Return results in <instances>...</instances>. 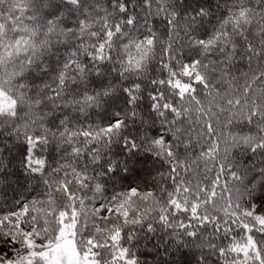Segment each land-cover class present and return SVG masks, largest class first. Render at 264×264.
I'll use <instances>...</instances> for the list:
<instances>
[{
	"label": "trees",
	"instance_id": "obj_1",
	"mask_svg": "<svg viewBox=\"0 0 264 264\" xmlns=\"http://www.w3.org/2000/svg\"><path fill=\"white\" fill-rule=\"evenodd\" d=\"M235 6L236 0H77V3H73L72 0H40L34 6L32 14L42 25L52 21L54 29L60 30L63 27L68 30L78 28L81 21L108 16L111 13L113 18L124 23L113 24L103 33L105 38L108 31L118 36L119 33L115 31L117 26L121 32H129L141 38L156 32L167 40L171 34L176 49L173 53L174 65L176 59L185 63L190 62L192 58L190 53L193 52L190 44L212 37L228 10ZM243 6L261 10L264 9V0H245ZM69 50L67 45L54 48L45 58L44 62L48 64L46 71H42V64L38 63L19 78L17 83L26 82L35 88L37 85L51 82ZM85 62L90 65L91 58L85 57ZM167 62L168 54H164L162 59L159 57V63L151 66L149 79L138 81L141 84L139 91L131 86V81L125 82L118 94L106 100L102 110H92L88 117L81 119L79 114L70 115L69 110L60 106L45 124L52 130H59L63 127L60 121L66 116L69 117V123L75 122L85 128L88 125L99 124L100 127L108 129L120 124V128L115 129L121 132L120 142L112 144L109 137H105L104 139L109 142V149L103 153L99 163L90 166L94 174L103 173L101 176L103 189L99 194L101 198L95 206L111 201L120 193L133 190L137 193L151 192L162 202H166L163 214L154 213L156 219L150 227L147 222H143L141 225H125L120 230L119 241L115 244V254L118 249H127V253L124 260H119L118 264H126V261H135V264H226V261L231 262L236 256L226 251L225 257L222 258L219 254L220 248L227 249L233 242H242V238L248 233L239 226L238 221L233 222L231 217L227 218L226 222L223 211L214 214L217 219L206 221L202 219L205 215L204 205L198 208L195 217L192 216L190 207L187 211H178L174 208L168 202V193L175 192L180 177L188 179L192 173H186L184 168L173 173L172 165L163 155L157 156L156 149L147 151L144 147L157 139L175 145L171 134L174 119L171 109L163 108L165 100L153 99L159 97L161 90L164 89L167 101L173 106H178V96H173L167 91V84L153 83L154 79L167 80V72L161 68V64ZM96 63L100 64L99 59ZM105 66L101 64V67ZM241 71H248L246 57L233 68V74L240 77L237 82L240 89V92L236 93L238 96L241 95L245 84V78L240 76ZM250 75L251 73L249 78ZM115 80H118V77L114 78V82ZM106 83V77L92 78L93 86L102 87ZM192 84L197 89V94L202 95L201 86L194 81ZM128 87L129 91L125 92L124 88ZM262 87L264 81L252 84L249 97ZM49 91L53 97L56 96L55 91ZM154 104L161 107L155 109ZM42 108L52 111L49 104L42 105ZM22 111L23 109H18V115ZM213 111L217 109L213 108ZM160 112L164 115H160ZM228 117L227 112L219 113L221 125L212 133H207L203 122L207 117H202L200 124L193 125L197 131L205 128L206 133L199 144L193 139L192 147L189 149L193 158L198 157L201 152L214 151L212 144H217L218 148L214 151V158L209 159L205 156L198 165L192 167L198 169L205 191L211 192L215 188L216 197L223 194L227 199L230 194L234 195L236 188H239L240 202L243 207L249 209L264 201V148H256L255 143L245 144L241 137L253 135L258 141L264 136V132L257 126L259 117H254L252 122H249L245 116H232L231 122L226 125L225 120ZM8 119L0 118V122L4 123L0 128V217L19 212L30 201L43 198L47 191L48 174L66 159L68 151L57 149L51 142L42 143L39 134L31 139L30 143L29 138L12 131L15 124L7 123ZM16 122H19L18 119ZM211 123L215 127L216 121L213 120ZM184 126L188 125L185 123ZM218 134L221 135V139H217ZM232 137H236L235 142ZM225 148L228 149L227 152ZM178 151L182 154L184 148L181 146ZM37 161L43 163L39 164ZM84 162L85 165L90 164L87 155ZM221 164L224 166L223 171H220ZM206 165L210 169L207 173ZM232 172L240 177V181L233 179ZM190 199L193 202L202 200L203 193ZM87 203L89 202L86 201ZM76 207L78 208V205ZM114 216L124 224L125 218L116 211L107 217L110 223ZM77 227L79 228L80 224ZM92 231L91 226L86 225L84 236L90 238ZM252 234L257 237L259 235L255 230ZM96 244L97 252L101 253L97 259L111 261L114 255L111 238L107 239L104 251L98 243Z\"/></svg>",
	"mask_w": 264,
	"mask_h": 264
},
{
	"label": "clouds",
	"instance_id": "obj_2",
	"mask_svg": "<svg viewBox=\"0 0 264 264\" xmlns=\"http://www.w3.org/2000/svg\"><path fill=\"white\" fill-rule=\"evenodd\" d=\"M39 2L40 0H0V118H9L6 122L15 124L12 129L14 133L19 132L29 139H34L39 134L42 143L51 142L57 149L68 150L66 159L48 174L45 196L27 204L30 216L25 227L30 226L33 221L47 222L45 224L47 231H40L39 237H33L34 242L43 240V243H37L36 248L30 249L27 255L34 264H118V259L121 258L119 253L115 254V244L111 261L97 260L95 255L89 258L88 252L92 249H89L86 241L89 239L95 241L104 251L107 239L125 225H141L147 222L150 227L156 219L154 213L163 214L166 202H162L151 192H136V195H132V191L123 192L111 201L103 202L100 207L119 208L120 216L125 218L124 224H121L116 216L112 217L111 223L107 218L101 219L99 208L95 205L101 198L99 194L103 189L101 183L103 173L94 174L90 166L99 163L103 153L109 149V142L104 138L109 137L111 143L116 144L120 142L121 132L119 130L105 132V128L100 127L99 124L88 125L87 128L81 127L75 122L69 123L67 116L60 121L63 127L59 130L50 129L45 121L60 106L69 110L70 115L79 114L81 119L88 117L92 110H102L106 100L118 94L128 81H131V86L139 91L141 84L138 81L149 79L151 66L159 63L161 49L166 45L167 40L156 32L141 38L120 31L118 36L113 33L109 41L103 33L113 24L124 23L113 18L111 13L108 16L81 21L76 29L65 30L62 27L56 30L52 21L42 25L32 14L34 6ZM72 2L77 3V0ZM244 3L245 0H236L237 6L228 10L215 34L225 29L233 32L237 22L243 25L244 18L241 17V12L246 13V17L250 20L264 18V9L241 7ZM150 38H154V44L147 42ZM101 43L105 47L103 59L99 60L100 64H98L96 57L99 53L93 50H96ZM63 45L69 46L70 50L65 54V61L52 77L51 82L37 85L35 88L30 87L26 82L17 83L19 78L38 63L42 64L41 70L46 71L48 64L44 62L45 58L54 48ZM85 57L91 58L90 65L85 62ZM101 64L106 66L101 67ZM94 77H106L107 83L102 87L93 86ZM115 77H118V80L114 82ZM49 90L55 91L56 96L53 97ZM124 91H129V87L124 88ZM224 103L223 98L214 101L217 105ZM44 104H49L52 111L44 110L42 108ZM213 108L217 111H213ZM18 109H23L19 115ZM196 115L216 121L219 118V108L212 107L209 110V105L206 104L205 111L197 112ZM17 119L19 122H16ZM3 126L4 123L0 122V128ZM93 145L95 147H92ZM144 147L147 151L155 149L153 143ZM85 155L89 158V165H85ZM155 155L159 156L158 151H155ZM191 183L194 184L195 181ZM200 183L202 185V181ZM69 194L74 199H68ZM86 201L89 203L86 204ZM219 203L222 207V202ZM73 205H78L76 216L74 218L69 216L61 221L60 213L71 212ZM202 205L203 201H201ZM216 207L215 204L210 203L209 209L212 211L209 215L216 213ZM125 213H127L126 217ZM78 224H80L79 228ZM86 225H90L93 229L90 238L84 236ZM8 232L9 229L5 231L0 228V235L8 237ZM14 243L18 245L13 249L11 258L15 261L26 253L25 245L19 239ZM78 248H87V252L81 255ZM32 251L37 255L31 256ZM44 252H47V256L41 258L40 254Z\"/></svg>",
	"mask_w": 264,
	"mask_h": 264
},
{
	"label": "snow or ice",
	"instance_id": "obj_3",
	"mask_svg": "<svg viewBox=\"0 0 264 264\" xmlns=\"http://www.w3.org/2000/svg\"><path fill=\"white\" fill-rule=\"evenodd\" d=\"M121 11H123V8ZM240 15L244 18L243 25L237 22L233 32H228L225 29L223 32L218 31L210 39L196 40L194 43H191L190 48L193 52L190 53L192 58L188 63L176 59L173 65L172 61L175 59L173 53L176 49L174 48L171 34L167 38L166 45L161 49V59L164 54H168L169 56V62L161 64V68L167 72V80L154 79L153 83L160 85L167 84V91H170L173 96H178V106H173L172 103L167 101L164 89L161 90L159 97H153V99L165 100L163 108L171 109L174 116L171 134L175 145L166 144L163 140L157 139L153 142V146L159 155H163L172 165L173 173L178 172L180 168H184L186 173H192L188 179L180 177L175 192L168 193V202L174 208L178 211H187L190 207L192 216L195 217L198 208L201 207V201H203L206 211L202 219L206 221L209 219L215 220L217 217L209 215L212 209L207 207L211 202L217 206L216 212L223 211L226 222L227 218L231 217L233 222L238 221L239 226L248 233V235L242 238V242H233L227 249L220 248L219 254L222 258L225 257L226 251L236 254L237 257L241 255L243 257L231 262L226 261V264H264V214L257 215L254 207L253 210H250L242 206L239 188L235 190L234 195L230 194L227 199H225L223 194L216 197L215 188L211 192L204 190L200 183L201 179L198 169L193 168L192 165H198L200 160L205 156L209 159L214 158V151L218 148L217 144H212L211 146L214 151L208 153L201 152L196 158H193L189 151L192 147L193 139H195L197 144L202 141L206 134L205 128L207 133H212L221 125L220 119L217 118L215 127L211 123L212 120L204 121L205 128H201L199 131L193 127V125L201 123L202 117L197 116L196 113H203L206 104L209 105V110L212 107H217L219 108V113H229V117L225 120L226 125L231 122L232 116H245L249 122H252L254 117H259L257 126L264 132V127H262L264 125V87L249 97V93L252 92V84L256 81H264V18L250 20L246 17V13L241 12ZM115 31L119 33L121 31L120 27L117 26ZM112 36L113 32L108 31L106 38L110 41ZM147 42L154 44L155 40L154 38H150ZM104 47L105 45L101 43L96 49L99 53L96 58L99 60L103 59ZM245 57L248 61V71H241L240 73V76L245 78V84L241 95L238 96L236 93L240 92V89L237 86V82L240 77L233 74V68ZM253 62H255V67H253ZM184 78L187 79L185 80ZM192 81L201 86L202 95L197 94V89L193 87ZM218 98H223L225 103L214 104V101ZM160 107L159 104L153 105L155 109H159ZM160 115H164V113L160 112ZM185 123L188 125L187 127L184 126ZM119 128L120 124H116L114 128L104 129V131L111 133ZM221 138V135L218 134L217 139ZM232 139L234 142L236 141V137H232ZM241 139L245 144L255 143L256 148H264V136L259 138V142L255 136H244ZM29 142L31 143V139ZM181 146L184 148L182 154L178 151ZM227 151L228 149L225 148V152ZM37 163L42 164L43 162L37 161ZM223 167V164H221L220 171H223ZM209 170L206 165L205 173ZM231 175L233 179L240 181V177L235 172H232ZM191 181H195V183L193 184ZM201 193H203L202 200L193 202L190 199L191 197L199 196ZM132 195H136L135 190L132 191ZM68 199L74 198L69 194ZM219 202H222V207ZM112 210V207L109 206L108 211L111 212ZM115 211L120 214L119 208H115ZM29 216L28 205H25L19 212L0 217V228H3L4 221H9V232L7 235L13 243L19 239L25 245L24 252L26 253V255L15 261L11 258L0 257V264H34V261L27 253H29L30 249L36 248L38 241L40 244L43 243V240H36L34 242L33 237H39L40 231H47L45 227L47 222L37 223L33 221L30 226L25 227ZM69 216L73 218L76 216V205L72 206L70 215L68 211L60 213L61 221ZM124 216L126 217L127 213ZM13 217H15L14 222H12ZM163 218L162 215L161 219ZM254 230L259 234L258 237L252 234ZM119 238L120 231L117 230L116 234L111 237L113 244H117ZM86 243L89 245V249H92L91 246L95 241L89 239ZM49 247H51V244H49ZM126 253L127 249H121L119 257L121 259L124 258ZM30 255L36 256L37 253L32 251ZM40 256L41 258L47 256V252L41 253ZM126 264H135V261H126Z\"/></svg>",
	"mask_w": 264,
	"mask_h": 264
},
{
	"label": "rangeland",
	"instance_id": "obj_4",
	"mask_svg": "<svg viewBox=\"0 0 264 264\" xmlns=\"http://www.w3.org/2000/svg\"><path fill=\"white\" fill-rule=\"evenodd\" d=\"M97 208H99V215H100V218H107L108 216H110L112 213L115 212V207L112 206V211L109 212L108 211V207H100V205L96 206ZM253 207H254V211L256 212L257 215H261V214H264V201H262L261 203L257 204V205H254V206H251L249 207L250 210H253ZM15 221V217L12 218V222ZM9 221H4V225L2 226L3 229L5 231H7L8 229V225H9ZM39 243V241H38ZM18 247V245L14 244L11 240V238L8 236V237H4L2 235H0V257H4V258H12L13 256V249ZM92 251L88 253V256L89 258H92L94 255H95V258L97 259V257H99V255H101V253H98L97 252V244L94 243L92 246ZM80 251V254L81 255H84L85 252H87V248L83 251V249H78ZM119 250H117L116 254L118 255L119 253ZM236 256V254H235ZM235 259H242V255L240 257H233ZM98 260V259H97ZM119 260H124V258L122 259H118ZM231 260V261H233Z\"/></svg>",
	"mask_w": 264,
	"mask_h": 264
}]
</instances>
